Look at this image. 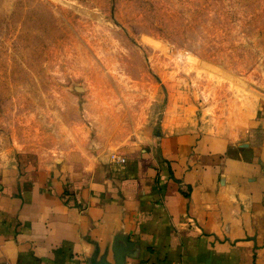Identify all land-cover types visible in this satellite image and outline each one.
<instances>
[{
  "label": "rangeland",
  "instance_id": "obj_1",
  "mask_svg": "<svg viewBox=\"0 0 264 264\" xmlns=\"http://www.w3.org/2000/svg\"><path fill=\"white\" fill-rule=\"evenodd\" d=\"M264 108V0H0V170L86 167Z\"/></svg>",
  "mask_w": 264,
  "mask_h": 264
},
{
  "label": "crops",
  "instance_id": "obj_2",
  "mask_svg": "<svg viewBox=\"0 0 264 264\" xmlns=\"http://www.w3.org/2000/svg\"><path fill=\"white\" fill-rule=\"evenodd\" d=\"M261 110L226 144L161 131L86 167L1 169L0 264H264Z\"/></svg>",
  "mask_w": 264,
  "mask_h": 264
},
{
  "label": "built area",
  "instance_id": "obj_3",
  "mask_svg": "<svg viewBox=\"0 0 264 264\" xmlns=\"http://www.w3.org/2000/svg\"><path fill=\"white\" fill-rule=\"evenodd\" d=\"M122 161H124V158L122 159Z\"/></svg>",
  "mask_w": 264,
  "mask_h": 264
}]
</instances>
